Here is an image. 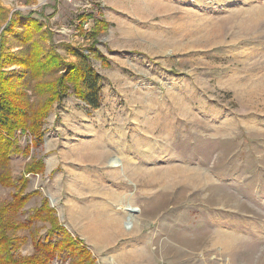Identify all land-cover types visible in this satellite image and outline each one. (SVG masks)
<instances>
[{
    "label": "rangeland",
    "instance_id": "obj_1",
    "mask_svg": "<svg viewBox=\"0 0 264 264\" xmlns=\"http://www.w3.org/2000/svg\"><path fill=\"white\" fill-rule=\"evenodd\" d=\"M0 6L35 13L64 63H78L67 52L74 47L103 79L97 109L72 88L41 122L15 119L13 129L27 131L11 133L19 141L8 156L13 185L3 177L0 205L23 202L14 224L19 264L35 254V238L23 227L40 209L54 216L34 215L38 241L59 226L94 264H264V0ZM84 15L88 30L80 27ZM5 25L0 19V35ZM12 69L19 67H4L0 77ZM92 148L103 157L87 158ZM173 169L186 178L173 182ZM128 206L136 211L127 214ZM217 229L234 237L235 248L216 242Z\"/></svg>",
    "mask_w": 264,
    "mask_h": 264
},
{
    "label": "trees",
    "instance_id": "obj_2",
    "mask_svg": "<svg viewBox=\"0 0 264 264\" xmlns=\"http://www.w3.org/2000/svg\"><path fill=\"white\" fill-rule=\"evenodd\" d=\"M33 14L35 13L24 15L19 11L11 13L9 9L0 6V19L6 24L0 35V70L6 66L19 67L15 70L3 71V79L0 77V147L3 146L0 148V182H3V177L7 178L3 182L6 187L13 185L8 176L10 168L8 156L16 152L19 144L17 137L15 144L10 139L11 133L17 134L20 130L22 134H25L27 131L24 125L20 129H13L17 124L15 119L18 114L41 122L46 117L50 105L66 98L72 88L77 97L92 109L99 108L102 100L103 79L92 66L89 57L84 52L67 46V52L76 56L78 63L74 65L64 63L51 33L43 30L45 24L33 18ZM90 19L88 15L82 16L80 27L83 28V24ZM10 46H17L20 49L17 52H11ZM49 58L53 65L45 68L44 65ZM34 60L42 65L38 71L32 65ZM63 65L71 66L70 69L68 68L70 71L67 75L62 72ZM59 72L61 75L58 76ZM67 81H71L72 85H67ZM15 98L22 100L25 105H17ZM38 127L40 129V125ZM39 129L34 132L40 133ZM41 135L38 137L39 141L42 140ZM5 144L9 151H4ZM4 155H6V161ZM22 207L23 202L15 198L12 200V205H0V264H19L13 257L17 240L14 232L18 228L14 224H16L17 211ZM39 211L43 217L47 214L54 216L49 213L50 211H42V209L33 214ZM34 215L27 228L23 227L24 230H29L30 234L32 232V238H35V254L25 262L51 264L53 260L58 259L59 264H94V259L87 248L59 226L60 229L56 227L50 233L48 232L47 237L38 241L39 235L32 230V225L34 220L39 218H35ZM58 231H62L64 237L63 235L56 237L54 233L59 234Z\"/></svg>",
    "mask_w": 264,
    "mask_h": 264
},
{
    "label": "bare ground",
    "instance_id": "obj_3",
    "mask_svg": "<svg viewBox=\"0 0 264 264\" xmlns=\"http://www.w3.org/2000/svg\"><path fill=\"white\" fill-rule=\"evenodd\" d=\"M256 19V18H255ZM96 158V157H95ZM112 164L113 165H115V166H118L119 164H118V162H117V160L116 159H113L112 160ZM172 167V166H171ZM178 169V168H177ZM190 174V173H189ZM167 177L168 178H170V179H173V182H174V180H180V179H185L186 178V176H183V174L181 173L180 174V172L178 171V170H176V169H173V171H172V173L170 174V175H167ZM191 179V178H190ZM185 181V180H184ZM189 181V180H188ZM129 207V206H128ZM126 207V209H125V211H126V213L127 214H129L128 212L129 211H136V210H134V208L133 207ZM131 213V212H130ZM130 216V215H129ZM122 220V219H121ZM104 221V220H103ZM130 222H132V221H130ZM116 224V223H115ZM115 228V227H114ZM115 230V229H114ZM119 231H116V233H118ZM97 239V238H96ZM215 239H216V242L218 243V241L219 242H225L224 244H227V243H231L232 244V246H234L233 245V240H234V237H232V236H228L227 234H225L223 231H221V229H217L216 231H215ZM231 246V247H232ZM237 247V246H236ZM230 248V247H229ZM233 248V247H232ZM234 248H235V246H234ZM231 249V248H230Z\"/></svg>",
    "mask_w": 264,
    "mask_h": 264
},
{
    "label": "crops",
    "instance_id": "obj_4",
    "mask_svg": "<svg viewBox=\"0 0 264 264\" xmlns=\"http://www.w3.org/2000/svg\"><path fill=\"white\" fill-rule=\"evenodd\" d=\"M93 149H95V148H92V150H91V152H89L90 153V157L88 156V154L86 155L87 156V158H90V159H92L93 161H96V158L98 157V156H102L103 157V153L102 152H100V151H96V150H93ZM95 155H98V156H96V158H95ZM102 159V158H101ZM100 159V160H101ZM99 160V161H100Z\"/></svg>",
    "mask_w": 264,
    "mask_h": 264
},
{
    "label": "built area",
    "instance_id": "obj_5",
    "mask_svg": "<svg viewBox=\"0 0 264 264\" xmlns=\"http://www.w3.org/2000/svg\"><path fill=\"white\" fill-rule=\"evenodd\" d=\"M90 26H91V24H90V22L88 21V22H86V23L83 24V29H84V30H88V29L90 28Z\"/></svg>",
    "mask_w": 264,
    "mask_h": 264
}]
</instances>
